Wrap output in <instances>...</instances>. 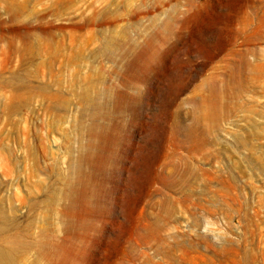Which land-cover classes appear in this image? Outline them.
<instances>
[{"label":"rangeland","instance_id":"1","mask_svg":"<svg viewBox=\"0 0 264 264\" xmlns=\"http://www.w3.org/2000/svg\"><path fill=\"white\" fill-rule=\"evenodd\" d=\"M0 264H264V0H0Z\"/></svg>","mask_w":264,"mask_h":264},{"label":"bare ground","instance_id":"2","mask_svg":"<svg viewBox=\"0 0 264 264\" xmlns=\"http://www.w3.org/2000/svg\"><path fill=\"white\" fill-rule=\"evenodd\" d=\"M255 20V19H254Z\"/></svg>","mask_w":264,"mask_h":264}]
</instances>
